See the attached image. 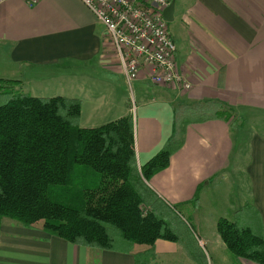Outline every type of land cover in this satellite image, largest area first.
I'll use <instances>...</instances> for the list:
<instances>
[{
	"label": "crops",
	"instance_id": "1",
	"mask_svg": "<svg viewBox=\"0 0 264 264\" xmlns=\"http://www.w3.org/2000/svg\"><path fill=\"white\" fill-rule=\"evenodd\" d=\"M171 1L174 17L167 28L176 47V69L189 81V88L178 83L155 84L146 68L129 84L105 26L81 0L0 3V78L21 83L23 78L56 81L61 90L58 95L80 100L81 127H95L131 114L124 96L129 88L135 104V97L139 99L133 119L139 165L154 156L168 137L174 107L223 101L235 116L188 124L182 146L172 153L167 167L147 181L171 206L191 205L192 221L188 223L193 228L200 222L203 186L230 162L232 122L240 119L242 129L250 113L264 114V0ZM249 142L251 154L244 170L249 187L240 207L251 203L257 209L264 237V133L254 131ZM229 206L232 217L240 207L235 208L231 200ZM220 217L225 215L216 219L211 240L193 229L200 245L211 241L230 253L216 231ZM170 243L176 242L156 240L157 258L164 248L182 251L179 244ZM0 264H134V257L128 252L74 245L40 229L2 219Z\"/></svg>",
	"mask_w": 264,
	"mask_h": 264
},
{
	"label": "trees",
	"instance_id": "2",
	"mask_svg": "<svg viewBox=\"0 0 264 264\" xmlns=\"http://www.w3.org/2000/svg\"><path fill=\"white\" fill-rule=\"evenodd\" d=\"M20 83L0 78V224L6 218L74 245L128 252L134 264H154L163 239L207 264L192 226L147 181L167 167L188 124L230 120L228 105L211 99L174 107L170 135L139 165L131 114L81 127L78 98L34 96ZM216 231L235 260L264 264L261 217L251 203L220 217Z\"/></svg>",
	"mask_w": 264,
	"mask_h": 264
},
{
	"label": "built area",
	"instance_id": "3",
	"mask_svg": "<svg viewBox=\"0 0 264 264\" xmlns=\"http://www.w3.org/2000/svg\"><path fill=\"white\" fill-rule=\"evenodd\" d=\"M5 0H0V3ZM105 26L118 63L130 84L146 68L152 82L162 86L189 81L178 73L175 43L162 11L169 0H81ZM29 5L38 0H25Z\"/></svg>",
	"mask_w": 264,
	"mask_h": 264
},
{
	"label": "rangeland",
	"instance_id": "4",
	"mask_svg": "<svg viewBox=\"0 0 264 264\" xmlns=\"http://www.w3.org/2000/svg\"><path fill=\"white\" fill-rule=\"evenodd\" d=\"M35 79L30 80V78H23L18 89L22 90L23 92H29L34 96L52 97L60 94V85L56 81L51 79L48 80V78ZM126 86L128 87V84ZM124 96L127 105L132 107L131 114L134 119L136 114L135 105L139 103V99L138 97H135V104L134 96H132V92L129 88L125 90ZM231 113L233 114V112ZM249 116V122L242 124V129L239 128L240 119L235 118V120L232 122L233 129L231 131V135L233 139V147L230 152V162L228 163L226 170L220 171L215 177L210 178L209 185L203 186V204L198 214L200 222L199 226L193 227L199 236H203V234H205L210 239V234L214 233L215 231L216 219L220 215H225L226 218H231L229 206L230 200L233 202L235 208L240 207L244 201L245 193L249 187L248 180L246 179L244 173L245 165L248 163L251 154L249 140L252 137V133H254V131L264 133V114L250 113ZM250 120L253 121L251 122ZM206 182L207 181H204L203 185ZM52 196L55 199H60V194L58 191L53 192ZM175 207L177 211L182 214L189 223H191L192 220L190 218V214L192 215L193 213V211L190 209L191 205L182 204L176 205ZM170 244H173L172 246H178L176 245L177 243ZM200 246L205 254L207 264H240L238 261L233 259L231 253H224L222 249L218 247V245L212 243L211 241H207L206 244ZM154 264L196 263L187 256L183 249L182 251L179 249V251L176 252L175 250L168 247L164 248L159 258L155 260Z\"/></svg>",
	"mask_w": 264,
	"mask_h": 264
},
{
	"label": "water",
	"instance_id": "5",
	"mask_svg": "<svg viewBox=\"0 0 264 264\" xmlns=\"http://www.w3.org/2000/svg\"><path fill=\"white\" fill-rule=\"evenodd\" d=\"M163 18L166 22H170L174 17V2L171 1L162 11Z\"/></svg>",
	"mask_w": 264,
	"mask_h": 264
}]
</instances>
